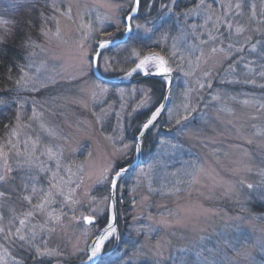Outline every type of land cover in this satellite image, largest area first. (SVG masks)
Masks as SVG:
<instances>
[{
  "label": "rangeland",
  "instance_id": "obj_1",
  "mask_svg": "<svg viewBox=\"0 0 264 264\" xmlns=\"http://www.w3.org/2000/svg\"><path fill=\"white\" fill-rule=\"evenodd\" d=\"M132 7L0 0V41L18 17L37 23L11 98L0 99V112L13 110L0 132V264H83L107 223L103 177L133 161L132 120L155 111L167 82L150 78L164 87L159 101L146 79L111 88L91 73L98 43L121 38ZM131 27L129 38L159 49L173 83L147 161L118 182V244L105 242L96 264H264V0H168ZM115 48L99 59L106 77L142 59Z\"/></svg>",
  "mask_w": 264,
  "mask_h": 264
},
{
  "label": "trees",
  "instance_id": "obj_2",
  "mask_svg": "<svg viewBox=\"0 0 264 264\" xmlns=\"http://www.w3.org/2000/svg\"><path fill=\"white\" fill-rule=\"evenodd\" d=\"M167 2H168V0H140V5H139L140 8H139L138 13L140 14V13L144 12L145 10L148 9V7H149V11L153 12L159 6L166 5ZM35 13L33 14L34 18H32V20L36 19V21H37V18H35ZM153 16H154V14L151 15L152 18H153ZM20 18L21 17H18L16 21H13V23L8 28L9 35H7V37L5 39H2V41H0V99L11 98V95H12L13 89H14V85H15L16 77L19 75V72H20L21 59L23 57V54H25V51H24L26 49L25 44H26V42H28V39H26V37H27L26 34L29 33L30 35H34V33H37L36 32L37 31V23L36 22H33V24H31V22L29 23L27 21H22L23 19L27 18V16L22 17L23 19L22 18L20 19ZM138 19H139V17H138ZM138 19L136 21H138ZM151 21L154 22L155 20H151ZM159 31L161 33V30H159ZM34 38H36V37H34ZM133 49L138 50L141 58H143L144 56H146L148 54L160 52L159 49H157V47L148 44L143 39L134 38V37L129 38V40L125 44L119 45L115 48V50L120 51V57H123L125 59H126V55L128 54V52L133 50ZM122 61H123V63H125L124 59ZM133 66H127L126 68H123L118 73H114L113 76H121L123 73L129 71ZM145 84H147L149 87H151L153 91H156L158 93V95H159L158 100L161 101V98H162L161 96H162L163 89H164V87H162L161 81L159 79L148 78V79H146ZM110 86H111V88H114L112 85H110ZM150 116H151V114H149V115L138 114V115L134 116V119L132 120L133 129L130 132V135H131L130 139L132 141L138 135V133L142 129L143 124L147 122V120L150 118ZM12 120H13V110H7L5 112H0V132H1V130H4V128L12 122ZM160 121L161 120H159L158 124L160 123ZM153 130L150 131L143 138L142 153H144L147 150V148L149 147L148 145H149L151 134H153L152 133ZM120 167H122V166L119 165V168ZM104 193L106 194V189L104 190ZM119 208L120 207H118V216H119ZM122 209L123 208H121V210ZM96 223L98 225L99 221ZM120 223L121 222H120V219L118 217L117 228L115 229L117 231V233H118L119 229H121ZM110 239L106 242V245L104 247L105 251L110 250V246L112 243L118 244V242H116V241L111 243ZM73 264H75V263H73Z\"/></svg>",
  "mask_w": 264,
  "mask_h": 264
},
{
  "label": "water",
  "instance_id": "obj_3",
  "mask_svg": "<svg viewBox=\"0 0 264 264\" xmlns=\"http://www.w3.org/2000/svg\"><path fill=\"white\" fill-rule=\"evenodd\" d=\"M133 6H135V0H133ZM138 11H139V7H138V10L135 13L130 11V13L124 18L125 31L122 34L121 38L107 39V40H110L111 43L108 46H106L105 48H103V49L99 48V43H98L96 52L99 51L102 54L105 50H108V49L117 47L119 45L125 44L128 41L130 35L132 34V27H131V31H127L128 27L131 26V21H132V19L129 20L128 17L131 15L133 18H135L138 15ZM102 41H104V40H102ZM96 52H95V54H94V56L92 58H94L96 56ZM152 55H154V54H150V55H147V56H152ZM155 55H159V54H155ZM99 59H100V57H99ZM133 69H136V65L131 70H129L128 72H126L125 74H123V75H121L119 77H106V76H104V75H102L100 73L99 60H98V64L97 63H91V73H92L93 77L96 80H98L99 82H101L103 84H107V85H114V86L126 85V84L131 82V81H129V78H131L133 76L134 77L138 76L136 81H141V80H145V79H148V78H165L167 80V82H166V86H165V90H164V95H163V99H162L160 105L158 106V107H160L161 105H164V107L162 108L161 115L158 116L156 121H154V125H156L158 123V121L161 119V117L163 116L166 108L168 107L169 100H170V90H171V86H172V83H173V76H172L171 72H169V73H167L165 75H158V74H156V72L150 73L148 71L141 70V69H136L135 71H133ZM128 73H130V75ZM166 97H167V99H166ZM153 128H154V126H150L149 129L145 130L142 127V129L140 130L138 135L135 137V145L138 143L140 145V149L137 150L136 147L134 148V159L129 165H126V166L122 167V168L126 169V171L121 176V178L123 176H125L126 174L131 173L138 166L144 164L147 161V159H143L142 158V141H143V138ZM116 221H117L116 191L114 193L112 192L111 184H110V188H109V218H108V221L105 224V226L102 227L98 231L96 236L90 242V244L88 246V251H87L88 257H87V260L83 264H96L97 263V261H98V259L100 257L101 251L98 253L97 257H93L92 256V249L96 246V243H97V241H98V239H99V237L101 235H107V239L111 236L113 231H111V229L109 228V224H111L112 227L116 228ZM86 223H89V222H86ZM107 239L105 240V242L107 241ZM101 250H102V246H101Z\"/></svg>",
  "mask_w": 264,
  "mask_h": 264
},
{
  "label": "snow or ice",
  "instance_id": "obj_4",
  "mask_svg": "<svg viewBox=\"0 0 264 264\" xmlns=\"http://www.w3.org/2000/svg\"><path fill=\"white\" fill-rule=\"evenodd\" d=\"M139 4H140V0H135V6L132 7L131 11L133 13H135L137 10H138V7H139ZM199 7V6H198ZM212 5L209 4L208 5V8L211 9ZM239 7V5H238ZM129 20L133 19V17L130 15L128 17ZM208 19H211V16L208 17ZM195 25L193 26V28L195 29ZM229 27H231V25H229ZM127 31H131V26L128 27ZM237 31H241V29H237ZM212 37L210 36V39ZM111 43L110 40H104L102 42L99 43V48L100 49H103L105 48L106 46H108L109 44ZM101 53L99 51L96 52V56L94 58H90V63H97L98 64V60H99V57H100ZM149 60H154V61H157V63L155 64V68H156V74L158 75H165L169 72L172 71L171 68L167 67V61L165 60V58L163 56H159V55H152V56H145L142 60H140V62L138 64H136V69H141V70H145L147 71L146 69V65L148 64ZM136 69H133V71H135ZM107 70V68L105 69ZM130 75V73H128ZM262 75H264V73H262ZM201 87H203V85H201ZM209 87H211V85H209ZM217 97H213V99H216ZM167 99V97H166ZM245 103H247V101H245ZM164 107V105H161L160 107H157L155 109V111L152 112L150 118L147 120L146 123L143 124V129L147 130L149 129L150 126H155L154 125V121L157 120L158 116L161 115V112H162V108ZM195 109H193L194 111ZM191 115L190 112H188L184 117L183 119H187L188 116ZM19 118V117H18ZM177 124H180L181 121L180 120H177L176 121ZM15 135V133H13ZM126 148L128 147L127 145L125 146ZM136 149L139 150L140 149V145L137 143L135 145ZM0 155H3V147L0 146ZM48 155L50 158H52L53 156H55V153L52 152L51 149L48 150ZM57 167H59V164H57ZM112 172H114V175H108V176H105L103 177L104 180H110L111 181V190L112 192L114 193L117 188L119 187L118 185V181L119 179L121 178V176L125 173L126 169L124 168H116V167H113L111 169ZM4 178L2 176H0V180H3ZM53 188L56 187V184L53 183L51 185ZM249 188H253L254 186L253 185H249L248 186ZM35 190V189H34ZM3 193H0V196H2ZM50 196H51V193H48L46 194V197L45 199H50ZM262 196H264V194H262ZM27 199V197H26ZM37 207H40V205H38ZM28 215H31V213H28ZM85 221L86 222H91L92 221V217H85ZM24 220H21L20 223L21 225L24 224ZM109 228L111 229V231H115V228L112 227L111 224H109ZM20 230L17 229V232H19ZM19 239L21 241H24L26 238L21 235L19 237ZM107 239V235H101L96 243V246L92 249V256L95 257L100 251H101V245L104 243V241ZM183 251V250H181ZM37 255H41L40 253V250L37 249Z\"/></svg>",
  "mask_w": 264,
  "mask_h": 264
},
{
  "label": "bare ground",
  "instance_id": "obj_5",
  "mask_svg": "<svg viewBox=\"0 0 264 264\" xmlns=\"http://www.w3.org/2000/svg\"><path fill=\"white\" fill-rule=\"evenodd\" d=\"M118 77H119V76H118ZM107 241H108V240H107ZM107 241H106V242H107ZM104 242H105V241H104ZM101 246H102V245H101ZM103 246H104V245H103Z\"/></svg>",
  "mask_w": 264,
  "mask_h": 264
}]
</instances>
